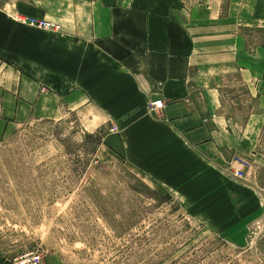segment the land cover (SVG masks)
<instances>
[{"label":"crops","instance_id":"1","mask_svg":"<svg viewBox=\"0 0 264 264\" xmlns=\"http://www.w3.org/2000/svg\"><path fill=\"white\" fill-rule=\"evenodd\" d=\"M246 32H264V0H0V133L75 111L118 126L151 175L262 183L264 44Z\"/></svg>","mask_w":264,"mask_h":264},{"label":"rangeland","instance_id":"2","mask_svg":"<svg viewBox=\"0 0 264 264\" xmlns=\"http://www.w3.org/2000/svg\"><path fill=\"white\" fill-rule=\"evenodd\" d=\"M246 33L264 44V32ZM117 128L93 131L72 111L0 133L2 260L264 264V174L248 181L232 166L213 185L151 175L155 161L109 137Z\"/></svg>","mask_w":264,"mask_h":264},{"label":"built area","instance_id":"3","mask_svg":"<svg viewBox=\"0 0 264 264\" xmlns=\"http://www.w3.org/2000/svg\"><path fill=\"white\" fill-rule=\"evenodd\" d=\"M20 16V15H19ZM16 17L14 20L30 26L32 28L40 29V30H59L60 27L52 24L47 21H39L34 18H26V17ZM165 107V103L163 100L155 101L151 104L150 110L155 112L157 110H161ZM241 177H244L242 172H238ZM237 173V175H238ZM11 264H43V256L39 252H30L23 255H18L11 260Z\"/></svg>","mask_w":264,"mask_h":264}]
</instances>
